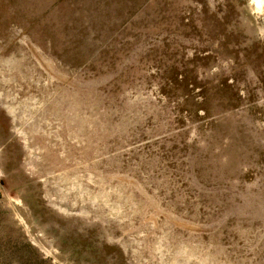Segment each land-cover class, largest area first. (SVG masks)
I'll return each mask as SVG.
<instances>
[{
	"label": "rangeland",
	"instance_id": "rangeland-1",
	"mask_svg": "<svg viewBox=\"0 0 264 264\" xmlns=\"http://www.w3.org/2000/svg\"><path fill=\"white\" fill-rule=\"evenodd\" d=\"M0 264H264L255 0H0Z\"/></svg>",
	"mask_w": 264,
	"mask_h": 264
},
{
	"label": "bare ground",
	"instance_id": "bare-ground-1",
	"mask_svg": "<svg viewBox=\"0 0 264 264\" xmlns=\"http://www.w3.org/2000/svg\"><path fill=\"white\" fill-rule=\"evenodd\" d=\"M255 3H257V6L260 9L264 10V1H262V0H255Z\"/></svg>",
	"mask_w": 264,
	"mask_h": 264
}]
</instances>
